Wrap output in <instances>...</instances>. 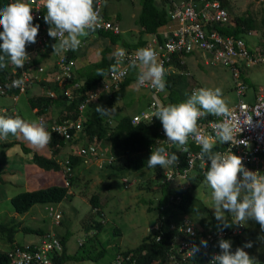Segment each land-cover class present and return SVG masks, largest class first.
Wrapping results in <instances>:
<instances>
[{
  "label": "clouds",
  "instance_id": "obj_1",
  "mask_svg": "<svg viewBox=\"0 0 264 264\" xmlns=\"http://www.w3.org/2000/svg\"><path fill=\"white\" fill-rule=\"evenodd\" d=\"M112 1L117 0H111L104 3L102 7V15L104 11L103 8H107L108 4ZM164 1H166L168 5L169 0H160L159 2ZM44 6L42 12L43 17L40 20H34L32 15L33 9L27 4V0H17V2L11 3L4 8H0V27L3 29L0 31V41H2V43H0V70L5 69L8 66V77L5 79L6 81L12 75L10 72L15 67L17 69H23L25 63L30 62L31 59L28 55L30 50L28 45L35 44L37 42V36L45 33L46 38L54 40L56 43L52 45L53 50L49 51L46 48L44 52H40L39 56L35 58L39 59V64H33L34 67L42 66L44 69L42 71H33L35 78L26 88L30 89L35 82L41 80L49 82L58 81V84H62V81L66 80L67 85L62 89V97L68 99L69 102H72L78 97H81V100L76 107L72 108L74 114L72 118H53V120L49 122H45L43 114L39 113L37 114L36 122H27L19 117L16 109H13L12 111L4 109L0 114V145L1 143L7 144L6 146H0V148L23 144L32 149L25 144L27 141L32 146L42 149L51 142V132L55 133L51 128L53 125L63 123L65 120L76 121L78 117L81 116V128L71 129L69 131V138L57 133V135L65 142L76 141V137L83 129L84 121H86L94 108H96L95 110L102 116L107 115L109 112H114V108L107 109L98 105L106 100L109 92L119 89L120 81L129 77L133 73V79L127 84V86L130 91L133 89L131 94L134 96V99L140 102L142 108H145L141 109L139 112L135 111L129 114L131 116L130 122L133 126L140 123L146 125H156V123H158L156 129L158 130L160 140L155 139L157 144L152 148L151 155L147 160L148 168L133 169V167L130 166L126 167V171L133 172L135 176L130 179L129 177L122 175L120 178L122 186L129 187L133 185L134 179H137V181L143 179V173L152 170L154 172L150 174V178L152 176H158V180L162 181V184H164V169L176 167L179 163V158L183 155L185 156L189 151L194 153L200 152L199 158L202 162L201 167H204L205 164L208 165V162H210L208 169H206L205 173H195L194 171H190L188 175L181 179H205L206 184L212 190V209H214L215 219L223 223L225 228L230 227L231 224L243 225L248 220H254L260 225L261 231H264V173L259 174L258 172L246 169L243 166L242 159L232 154V152L225 154L226 145L236 141L237 138H242L246 135L244 130L239 129V127L244 124L245 120H255L256 109L258 107L257 104L264 100V84L253 86L247 80L251 78L250 73L248 75L243 74V76L237 74L233 83L229 87L231 89L228 91H226V89L221 91L219 88L213 90L211 89V86L210 89H208L210 84L203 82L204 86L203 88L200 86L201 89L199 90L196 89V86L193 88L191 87V91L187 95L190 97L186 101L179 104L168 105V96L165 95L167 92L169 93V90H166L167 83L165 75L166 72L172 70L173 66L170 61L164 66L158 63L156 52L153 49L141 48L136 51L135 59L130 61L129 68H137V62H139V66L142 70L139 72H133L131 69L126 77L117 81H112L109 77V70L115 72L117 71L116 67L113 66L112 68L107 69L105 73L104 70L99 69L97 70V75L103 77L90 89L81 91L83 82L85 81L84 73L82 71L87 64L79 66L77 62V54L87 44L89 41L88 38L93 35L92 32H94L99 26L101 19L99 11L98 9H94V0H45ZM33 22H35V25ZM97 32L99 33V31ZM47 35L49 37H47ZM248 35L251 36V47H253V49L260 45H253V36L258 38L255 28L249 31ZM81 41L85 42L82 46ZM123 48L127 49L120 46L116 48V50L118 51ZM70 51H75V56H71ZM64 52H67V56L74 60L72 78L70 80L66 78L56 80V75L60 73L57 60L60 54ZM45 54L47 55L42 57ZM52 54H55V56L51 58L50 56ZM118 56L123 58L125 56V51L121 50L118 53ZM41 57L42 60L40 59ZM47 61L48 65L46 66L44 63ZM120 62V60L117 61L118 64ZM195 62L199 63L208 72H210V69L212 71L213 67H215L212 65L206 66L203 63V59L199 56L195 59ZM80 67L82 69H80ZM231 69L240 70L239 67H231ZM262 69H264V62L256 64L254 72L261 71ZM79 70H81L82 76L76 79V77L79 76ZM43 74L45 76L42 77ZM146 82L150 83L154 89H149L142 85ZM200 82L201 81H196V84ZM225 82L227 85V81ZM23 85V79L14 80L11 86L16 88H8V96H11L13 100L17 101L18 96L24 94V92L19 91L17 88H22ZM47 88L48 87L44 89L46 90ZM135 92L137 93V96ZM228 92H231L235 96V100L231 105H226L225 103V99L228 97ZM48 94L52 98L55 97L52 90L48 92ZM140 94L148 95V105H145V103L140 101ZM125 96L126 98H124ZM91 97L93 99H88V101L85 102L87 98ZM122 98L123 101L128 100L127 91ZM152 101H156L157 105L151 109L150 106ZM81 103H85L82 110L79 109ZM124 105H127L126 102H124ZM133 105L137 106L138 104L133 103ZM123 106L121 107L123 108ZM144 114H147L148 116L145 117L143 116ZM3 115H5V117H3ZM11 115L14 118L9 117ZM207 115H210V117L206 122L203 124L197 123L199 119L204 118ZM136 118L138 120H136ZM108 121L112 126L115 125L114 121H111L110 119ZM47 123L49 124V127L46 129L45 124ZM199 129H201L204 134L200 133ZM11 135L15 137H12ZM165 136L167 137V140ZM239 143H246V141L240 140ZM159 145H163V147H159ZM97 146H100V144L96 142H88L81 145L76 153L79 154L78 151L82 148L89 151V148L93 147L95 150L97 149ZM50 153L51 156H54L59 162L56 157L59 151L55 155L51 150ZM83 156L85 157V155ZM130 156L134 157V153ZM66 157L69 162V157ZM112 160H114V156L109 153V158L104 162L105 166L106 163H110ZM90 162L84 161L83 163L89 165ZM28 163L33 164L29 161ZM68 167L71 174H73L69 165ZM21 168L22 166L20 169ZM182 183L185 184L186 182L180 180L172 182L173 185H182ZM183 192L185 191L183 190ZM175 195L176 194L174 193L170 194L172 200L181 199L180 193L176 196ZM45 205L47 206V214L51 217L52 222L54 221L56 224L55 226L60 225L62 212L57 208H54L50 213L49 207H52V204ZM54 207H56V205H54ZM93 210H97V208L93 207ZM225 212L226 216L229 214L228 216L231 224L225 222ZM55 213H59L60 215L57 221L55 220ZM168 214L170 215V213ZM173 216H176L177 220H174ZM173 216H169L173 221L169 228L176 229L177 231V234L171 240V246L174 251L171 255H168V260L163 261L161 264H179L180 261H193L192 258L201 253L207 247L208 240H201V238L206 237L207 234L213 232L211 226L208 225V227H203L200 222L186 212L180 211L179 214ZM190 217L196 222L195 228H193L191 224ZM185 222L194 230L193 235H189L184 230L180 229ZM154 223H156L155 225L158 224L157 227L153 224L154 228L150 226L151 230L149 229V231L158 229L160 226L159 221L156 220ZM234 227H236V225ZM90 231L91 230L84 231L85 235ZM189 231L191 232V229H189ZM65 233L69 234V238L72 232L70 230H65L62 235ZM46 235H51L57 238L60 242V249L53 250L49 253L51 264H55L53 256L61 254L64 246L61 240L62 235L59 236L54 230L51 232L46 231L43 234H37V238L30 242H13L11 246L9 245L6 252L9 256L10 264V254L14 252L16 247L24 248V245L26 244L36 245L39 243L40 239ZM159 238L160 237H157L156 240ZM211 239L212 238L210 237V240ZM85 242H87V238L80 239L77 244L81 247L84 246ZM187 242L193 243L191 250L188 252L190 254H187V251L182 249L183 244ZM218 246L221 251L213 257V264H259V261L255 257H250L249 253L244 250L245 248L253 247L252 242L245 243L242 247H237L235 251H233L232 241L220 238ZM57 264H60V262Z\"/></svg>",
  "mask_w": 264,
  "mask_h": 264
},
{
  "label": "trees",
  "instance_id": "obj_2",
  "mask_svg": "<svg viewBox=\"0 0 264 264\" xmlns=\"http://www.w3.org/2000/svg\"><path fill=\"white\" fill-rule=\"evenodd\" d=\"M44 2L45 0H41ZM131 1V0H130ZM140 3V10L138 13V16L135 20V23L137 25V32H136V39L127 41L123 38L121 34V28H120V14L116 13L111 15L107 8H103V15L106 19L111 20L113 23V26H116L118 28V32H114L113 30H99L97 40L100 39L102 41L108 40L109 43H104L103 47L100 51L101 58L96 61L92 62L86 65L85 69L82 71L84 73L85 81L83 82L81 91L90 89L94 84H96L103 76L97 75V70L102 69L104 70V73L107 69L111 68L114 61V56L117 52H113L114 45L119 44L120 46H123L129 51H137L138 49L144 48V47H154L157 48L160 47V52H164V45L163 43L166 40V36H163V26L169 21V13L168 10H171L173 7L171 2H168V5L166 1L159 2L158 0H136ZM136 1H131L130 4H133ZM222 6L226 9V11L231 16L232 20L234 21L233 26H225V24H222L223 21H220V23H215V20H210L207 24L204 25L205 30H211V31H219L223 35H232L236 38L243 39L242 41L245 42L248 52L253 53V47H251V36L248 35V32L251 31L254 28H257V26L262 27L263 29H260L262 31V37L264 38V15H261V19L258 21L256 20L251 14H246L244 11L242 12V15L240 12L234 13V17L230 14L229 9L224 4L223 0ZM257 2L256 0H235V6L236 9H242L244 6L240 5V2L247 4V2ZM260 2V6L264 7V4L262 3L263 0H258ZM17 2V0H0V8H4L8 6L11 3ZM257 2V4L259 3ZM238 5V6H237ZM233 9V8H232ZM47 11V9L45 8ZM244 10V9H242ZM118 21V22H117ZM258 23V25L256 24ZM35 25V22H33ZM2 27H0V31H2ZM155 35L157 37V40L155 38ZM168 35H171L169 33ZM129 38H132L131 35H129ZM254 42L253 45H258L261 42L260 38H256L253 36ZM48 42H45L46 48L51 51L52 45L56 43L54 40H50L47 38ZM2 43V41H0ZM221 46V45H218ZM195 48L191 49V51H186L185 48H182L180 50H175L174 53H166V55L169 57V60L172 67V70L169 72H166V83L167 87L166 90H169L168 100L170 101L171 105L179 104L181 102L186 101L190 96H186L191 91V87L193 88L196 86V89L199 90L203 88L204 83L200 82L198 84H192L190 82V78H194V70L191 67V64L194 63L195 59L197 57L202 58V52L199 50L198 44L194 45ZM75 51H70L71 56H75ZM47 54L43 55L42 57L46 56ZM55 56V54H52L50 57L52 58ZM42 57L40 58L42 60ZM45 61V60H44ZM169 63V62H166ZM33 64L38 65L39 59L33 60ZM199 63H197L198 66ZM252 64V63H251ZM251 64L245 61L242 57H237L234 61H223V63H220L218 66L213 67V69L223 70L224 72L228 73L227 78V85L226 87L222 86V80L220 78L215 79L220 81V85L213 84L211 89L219 88L221 91H223L224 88H226V91H228L230 85L233 83V80L237 74L240 76H243V74H249L251 72ZM137 68H129L132 69L133 72H139L141 67L139 66V62L137 63ZM230 66L239 67L240 70H232ZM7 68L0 70V84L5 81V79L8 77L7 74ZM177 71V72H176ZM192 74V75H190ZM133 73L125 78L124 80L119 82V89L115 91L109 92L108 96L106 97V100L102 101V103L98 106H103L107 109H115L114 112H109L107 115H101L98 113L94 108L93 111L89 114V117L84 121L83 129L81 130V133L76 137L77 145L82 143H88V142H96L100 143L101 145H106L108 148V152L114 156V160H122L119 161V164H117V161L115 162L112 160L110 163H106V167L108 166L109 169L115 168V171H118L117 174H123L126 171V167H133V169H140V168H148L147 166V160L151 155L152 148L155 147L157 144L155 142V139L160 140V136L158 133V130L156 129V125H146L144 123H140L138 125L133 126L130 122L131 116L129 114H123L121 112V105L120 102L123 101V96L127 91V94L129 96L128 101L126 102V106H132L133 103L138 104V109H135L136 112L141 111V109L145 107H141L140 102L137 100H134L132 96V90L128 88L127 84L133 79ZM81 70H79V76L76 77L78 79L81 77ZM35 83H43L44 88L48 87L44 92H42L39 95H32L29 97V107H36V112L39 114H43V118L45 122H49L53 120V116L56 115L58 119L63 118H72L74 116L72 112V108L76 107L78 102L81 100V97L75 98L72 102H69L68 99H65L62 97V89L66 87L67 81H62V84H58V81H38ZM35 83L32 85L31 89L35 86ZM218 83V82H217ZM189 84V88L187 89V85ZM176 86V87H175ZM201 86V88H200ZM210 89V85L208 87ZM53 91L55 94V97L52 98L49 96L48 92ZM130 92H129V91ZM28 91H30L29 88H26L24 90V94H26ZM11 93V91H10ZM177 95V99H173V95ZM1 97L8 96V92L1 94ZM145 94H140V101L142 100L145 105L149 104V99L145 97ZM140 106V107H139ZM134 107V106H132ZM54 109V110H52ZM11 118H14L12 115L9 116ZM210 117V115H207L204 118H201L198 120L197 123L203 124L206 122V120ZM114 121L115 125L112 126L108 120ZM51 142L47 145L49 149L52 151V153L55 155L59 151V147L63 146L65 144V141L57 135V133L51 132ZM75 142V141H74ZM7 143H1L0 146H6ZM10 144V143H8ZM19 146V150L21 153L28 156L27 160L38 167L44 169V170H58L60 169V165L58 161L55 159V157H46L42 154H38L37 152L33 151L32 149L26 147L23 144H17ZM57 148H56V147ZM81 145L78 147L80 148ZM159 147H163V145H159ZM78 149L74 150L72 154L68 155L69 162L68 165L71 168V171L73 172L75 167L85 166L84 164V156L77 154ZM18 151V152H20ZM134 153V157L130 156ZM127 155V157H126ZM128 159V161H127ZM181 162L183 165H185V156L183 155L181 158ZM16 169H19L16 167ZM107 171L105 169H100L99 173ZM123 171V173H122ZM116 174V173H115ZM108 175V174H107ZM264 175V174H263ZM69 178V186L73 185V180H75V176L70 175ZM110 176V174H109ZM201 177V176H198ZM158 185V183H157ZM147 187V190H152L154 187H150V183H147L145 185ZM167 183L164 182L161 186L158 185V188L161 191V196L159 201L161 202L158 206V219L157 221L160 222V226L158 229L149 231L147 235H145L139 244L131 249L121 250L120 249L116 252H114L113 259L108 264H125L124 256L130 255L131 258H134L138 264H161L163 261L168 260V255H171L173 253V248L171 246V240L172 238L177 234L176 229H170L169 226L173 222L172 219L169 217L168 209L169 205L165 206L168 203V196L171 193L174 194H181V201L179 203H174L175 207H179L180 209L184 211H189L190 208L187 207L188 203H191L193 200H191L189 197V193L183 192V189L181 188H172L170 187V190L167 188ZM69 187L66 186H60V185H50L44 188H39L36 190H25L21 191L19 193H16L11 199V206L13 210L19 213H23L25 211H28L31 206L34 204H54L57 205L58 203H66L64 201H71L74 197V194H71L68 192ZM175 195V196H176ZM90 203L92 207H96L100 212V208H103V204L100 201V196L97 193H94L90 197ZM176 201V200H175ZM152 210L155 209V207L151 208ZM197 211L202 212L203 209L194 208ZM97 210V211H98ZM206 215V214H205ZM203 215V218H200V224L203 225V227H208V225L211 226L213 229V232L211 233L212 239L207 241V247L198 255L192 258L193 261H180L179 264H213V257L215 254L220 253V249L218 246V241L220 238L231 240L232 243L235 241H240L246 238L247 234H251L253 237H258L260 234L257 230V228H260V225L255 222L254 220H248L243 225L238 224H231V221L229 219V214L226 217L227 223L231 224L230 227L225 228L223 223L220 221H217L215 217H210V221L207 222V217ZM174 220H177L176 216H173ZM233 219V218H232ZM102 220H94L91 219L88 226L85 227L86 231L91 230L93 234L98 233L102 229L103 225ZM155 224V223H154ZM236 225V227H234ZM17 229V222L14 218H11L9 221L3 222L0 221V238L4 240L8 245H12L14 242V233ZM25 231L34 232L36 234H43L45 232L42 228H36L31 229L28 227H23ZM261 229V228H260ZM248 231V233H247ZM263 236H260L258 240L264 242V231H261ZM69 234L65 233L61 236L62 244L64 246L63 251L59 255H54L53 260L55 264L61 263L66 259L65 255V244L66 240L68 238ZM157 236L160 238L156 240ZM245 243V242H243ZM242 243V244H243ZM241 244V245H242ZM261 245L260 247H262ZM233 250V249H232ZM262 251L260 253V257L263 258V262L261 264H264V248H260ZM104 252V249H101L100 253ZM117 255L119 256V259L121 260L120 263L117 261ZM75 259H81L86 260L89 259L91 261H94V258L86 257L83 253L80 256H73ZM116 257V259H115ZM0 264H10L9 256L6 252V250H0Z\"/></svg>",
  "mask_w": 264,
  "mask_h": 264
},
{
  "label": "rangeland",
  "instance_id": "obj_3",
  "mask_svg": "<svg viewBox=\"0 0 264 264\" xmlns=\"http://www.w3.org/2000/svg\"><path fill=\"white\" fill-rule=\"evenodd\" d=\"M262 3L264 4V0ZM259 4L260 2L257 4L255 1L247 2V4L240 2V5L244 6V10L236 9V7H233V10L234 13L240 12L241 15L244 11L246 14H251L259 21L261 15H264V7ZM139 7V1L130 4L129 0H117L108 4L107 9L111 15L116 13L121 15L120 28L123 37L131 35V40L136 39L137 25L135 20L140 10ZM256 24L258 25V23ZM255 29L258 38L261 39L262 31L260 29L263 28L257 26ZM88 39H90V37ZM255 48L257 50L258 47ZM97 51H100V49ZM114 51H116V49ZM191 67L193 68L194 73H196L194 74V78H190L192 84H195L196 81H201L207 82L211 87L213 84L220 85V81L218 79L216 80V77L220 78L222 80V86L226 87L225 81H227V78L225 77L228 76L227 72L218 69H212V71L210 69V72H208L200 64L197 66V62L195 61L191 64ZM255 68L256 63L253 62L251 64V78L247 80L253 86L263 85L264 69L254 72ZM186 88H189V84ZM135 94L137 96L136 92ZM168 95L169 93L167 92L165 96ZM176 96L177 95L175 94L172 98L177 99ZM124 98H126V96ZM146 98H148V95ZM234 100V94L228 92V97L225 99L226 105H231ZM124 102L125 101H121L120 105L123 106ZM167 104L169 105L170 101H168ZM133 106L135 108L124 105L121 112L123 114H131L135 112V109H138L136 108L138 105ZM3 117H5V115H3ZM54 117L56 118V115H54ZM45 125L47 129L49 124L47 123ZM11 136L15 137L13 135ZM76 141L65 142L63 146L59 147V153L56 155L60 165V169L58 170H44L35 164H32L31 170L27 169L25 163L28 162V156L21 153L18 145L0 148V221L6 222L11 218L16 220L17 229L14 233V242L18 243L30 242L37 238L36 233L25 231L23 227L31 229L42 228L45 232H51L54 230L59 236H61L65 230H70L72 233L69 237V245H71L73 250H77L78 248L76 247V243L77 239H80L78 235L80 234L82 235V239L87 238V242H85L84 246L80 247L78 250L83 254L87 253L92 256L95 264H108L113 259L114 252L119 249L121 251L136 247L141 239L147 235L150 226L153 227L154 222L158 219V206L161 203L159 201L161 191L158 188V185L161 186L162 181L158 180V176H152L150 178V174L154 172L152 170L148 171L149 173L144 172L143 179L138 181L137 179H134L133 185L129 187L122 186L120 183L122 175L132 179L135 174L129 171L124 173L122 171L123 174H117L118 171L114 172L115 168L112 170L109 169L108 166L106 167L104 162L109 158L108 148L106 145H101L99 143L100 146H97V149L95 150L89 149L88 154L83 159L84 161H91L89 165L74 168L72 176H75V180H73V185L69 186L71 172L67 165L68 159L66 156L72 154L80 145L85 144L81 142V144L77 145ZM25 144L31 147L35 152L46 157H51L50 150L47 146L38 149L30 146L26 142ZM121 161L122 160H120V162ZM19 164L22 166V169H20L21 166ZM117 164H119V161H117ZM15 166L19 169H16ZM100 168L105 169L107 173L102 171L99 173ZM172 180H174L173 176L170 179H166L167 185H169L171 189H183L185 192L189 193V198L193 201L187 204V207L190 208V210L184 211L174 205V203H179L181 200H172L169 195L168 203L165 206L169 205L168 212L171 216L183 211L190 214L198 222H200L199 219L203 218L202 216L205 214L207 222L210 221V217H215L214 209H212V190L206 184L205 179H179L180 181L186 182L185 184L182 183V185H173L172 182H170ZM31 181L34 182V186ZM147 183H150V187L152 186L154 188L152 190H147V187L145 186ZM50 185L69 187L68 192L74 194L71 201H64L66 203L60 202L56 207L52 204L53 209L57 208L62 212L60 225L55 226L56 224L54 221L52 222L51 217L47 214V206L44 204H34L28 211L23 213L13 210L10 199L16 193L25 190H36ZM169 186H167V188L170 190ZM94 193L99 194L100 201L103 204V208H100L101 214L98 209V211L93 210V207H91L89 199ZM152 207H155V209L152 210ZM195 207L203 209V211H197L194 209ZM193 218L190 217L191 224L193 228H195L196 222ZM91 219L102 220L104 222L102 229L96 234H93V232L90 231L85 235V227L88 226ZM257 230L260 234L258 237L255 238L251 234H247L245 235L247 237L243 240L232 243V249L235 251L237 247H242L245 243L252 242L253 247L245 248L244 250L249 253L250 257H255L259 261V264H261L263 258L260 257V253L262 252L260 248H264V242L258 240L263 234L261 233L260 228H257ZM261 245L263 246L260 247ZM8 247V243L0 238V250H6ZM101 249H104V252L99 254ZM79 264H90V261L86 260Z\"/></svg>",
  "mask_w": 264,
  "mask_h": 264
},
{
  "label": "built area",
  "instance_id": "obj_4",
  "mask_svg": "<svg viewBox=\"0 0 264 264\" xmlns=\"http://www.w3.org/2000/svg\"><path fill=\"white\" fill-rule=\"evenodd\" d=\"M108 1L111 0H94V9H98L101 17L99 26L95 29V31L113 30L117 33L118 28L113 26L111 20H107L102 15V7L104 3ZM169 1L173 7L169 10V22L163 27V36H166V40L163 43L164 52H160V47L162 46H158L157 48L144 47L151 48L156 52L158 63L164 66L169 60L166 53L171 54L174 53L175 50H180L182 48H185L186 51H191V49L195 48V44H198L199 50L202 52L203 63L206 66H216L217 64L223 63V61L232 62L237 57L246 59L248 63L255 62L258 64L264 62V38L261 39V42L259 43L260 45L256 46L258 47L257 50L254 48L253 53H249L245 42L242 41L243 39L236 38L232 35H223L219 31L204 29V25L210 20H215V23L223 21L222 24H225V26L234 25L231 16L222 6L221 0ZM27 4L33 9L32 15L34 20L42 19L45 1L27 0ZM169 33H171V35H168ZM47 37L49 36L47 35ZM155 38L157 40L156 35ZM45 42H48L46 34L42 33L37 36V42L35 44L28 45L30 47L28 52V55L31 58L30 62H26L23 69H17L15 67L11 70L10 74L12 75L0 84L1 94L6 93L8 88H16L11 85L12 82L17 79L24 80L23 87L17 88L19 91L24 92L27 85L35 78L33 71H42L44 69L42 66L34 67L33 59L37 58L40 52H44L46 50ZM83 44H85V42L81 41V46ZM121 50L125 51V56L123 58L118 56V53ZM135 53L136 51H129L124 48L116 52L112 67H116L117 71L113 72L109 70V77L112 81L122 79L130 73L131 69H129V63L131 60L135 59ZM118 60L121 61L119 64L117 63ZM57 64L60 73L56 75L55 79L61 80L62 78H66L70 80L72 78L74 60L67 56V52H64L60 54ZM142 85L149 89H154L148 82ZM88 99L93 98H87L85 102H87ZM156 105L157 102L152 101L150 106L151 109ZM84 106L85 103H81L79 109L82 110ZM257 106L255 120L246 119L244 124L239 127L240 130L245 131L246 135L242 138H237L236 141L226 145L225 154L232 152V154L242 159L243 166L246 169L260 174L264 173V100L258 103ZM143 116L147 117L148 115L144 114ZM136 120L138 119L136 118ZM81 123L82 118L79 116L76 121L65 120L63 123L53 125L51 128L54 132L69 138V131L71 129H80ZM199 131L204 134L201 129H199ZM165 138L167 140L166 136ZM240 140L246 141V143H239ZM89 149L94 150L93 147H90ZM78 153L86 156L88 154V150L82 148L78 151ZM199 153L200 152L194 153L189 151L185 155V165H183L181 159H179V163L176 167L164 169V182L172 176L174 177V180L170 182H177L179 179L188 175L190 171H194L195 173H205L208 166H210V162H208V165L205 164L204 167H201L202 162L199 158ZM49 211L51 213L53 208L49 207ZM59 217V213H55L56 221ZM155 227H157V225H155ZM180 229L184 230L189 235L194 234V230L191 226L187 225L186 222L182 227H180ZM189 229H191V232ZM210 237L212 238V235L207 234V236L201 238V240H210ZM192 244V242L184 243L182 249H185L187 254H190L188 252L191 250ZM56 249H60L59 240L51 235H46L42 237L36 245L26 244L24 245V248L16 247L14 252L10 254L11 264H51L49 253ZM119 256L120 255L117 257L118 263L121 262ZM124 260L125 264H138L137 261L134 258H131L130 255L124 256Z\"/></svg>",
  "mask_w": 264,
  "mask_h": 264
},
{
  "label": "crops",
  "instance_id": "obj_5",
  "mask_svg": "<svg viewBox=\"0 0 264 264\" xmlns=\"http://www.w3.org/2000/svg\"><path fill=\"white\" fill-rule=\"evenodd\" d=\"M132 1H136V0H132ZM257 2H259L258 0H256ZM131 1L129 0V3ZM224 4L226 5V7L229 9L230 14L234 17V10L233 5L235 6V0H223ZM238 6V5H237ZM242 9H244L243 7H241ZM138 30V28H137ZM98 37V36H97ZM97 37L95 38L93 35L90 37L89 41L87 42V44L78 52L77 56H78V65H86L92 62H96L101 58V54L100 51L103 47L104 43H109L108 40H97ZM125 40L127 41H131V38H129V35L126 37H123ZM120 47L119 44L114 45V49ZM100 51H97L99 50ZM115 52V51H113ZM46 66L48 65V61L44 63ZM80 69H82L80 67ZM45 76L44 74L42 75V77ZM32 87V86H31ZM30 87V91H28L26 94H20L18 96V100L15 101L13 100V98L11 96H6V97H1L0 96V114L3 112L4 109L8 110V111H12L13 109H16L18 111V115L20 118L24 119L27 122H33L37 119V114L36 113V109L35 107H29L30 103L28 102L29 97H31L32 95H39L42 92H44V86L43 83H35V86L31 89ZM133 96V95H132ZM129 99V96L128 98ZM135 100V99H134ZM128 101V100H127ZM125 101V102H127ZM54 110V109H52ZM1 116V115H0ZM53 118H55L53 116ZM57 118V117H56ZM36 122V121H35ZM27 142V141H26ZM28 143V142H27ZM29 144V143H28ZM30 146H32L31 144H29ZM34 147V146H32ZM45 150V149H44ZM25 167L27 169L32 168V164H29L28 162L25 163ZM16 168V167H15ZM22 169V168H21ZM33 186H34V182L31 181ZM80 239H82V235L78 234ZM77 239V242L80 240ZM76 247L77 250H73L71 245H69V238H67L66 240V244H65V255H66V259L61 262L60 264H79L81 262H85L86 260H79V259H75V257L73 256H80L82 255V252L79 251L78 249L80 248L78 246V244L76 243ZM82 247V246H81ZM86 257H91L90 255H88L87 253L84 254ZM90 261V264H95L94 261Z\"/></svg>",
  "mask_w": 264,
  "mask_h": 264
},
{
  "label": "water",
  "instance_id": "obj_6",
  "mask_svg": "<svg viewBox=\"0 0 264 264\" xmlns=\"http://www.w3.org/2000/svg\"><path fill=\"white\" fill-rule=\"evenodd\" d=\"M92 34H93V36L96 38L97 36H98V32L97 31H94V32H92ZM88 36V35H87ZM86 36V37H87ZM81 38H83V37H81Z\"/></svg>",
  "mask_w": 264,
  "mask_h": 264
}]
</instances>
